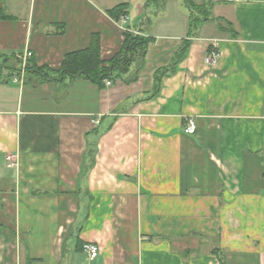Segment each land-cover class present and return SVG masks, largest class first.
Instances as JSON below:
<instances>
[{
	"label": "crops",
	"instance_id": "crops-1",
	"mask_svg": "<svg viewBox=\"0 0 264 264\" xmlns=\"http://www.w3.org/2000/svg\"><path fill=\"white\" fill-rule=\"evenodd\" d=\"M182 4L0 0V58L57 70L94 35L104 61L152 39L109 87L0 79V264H264V0H210L192 35Z\"/></svg>",
	"mask_w": 264,
	"mask_h": 264
},
{
	"label": "trees",
	"instance_id": "trees-1",
	"mask_svg": "<svg viewBox=\"0 0 264 264\" xmlns=\"http://www.w3.org/2000/svg\"><path fill=\"white\" fill-rule=\"evenodd\" d=\"M190 12L189 34L196 30L198 23L209 19L208 8L210 0H206L202 5H196L191 0H184ZM127 5L120 4L108 13L115 20H119L125 15ZM9 18L0 12V19ZM230 25V24H229ZM231 36L236 37V33L231 30ZM152 39L143 35H134L133 33H125L122 50L115 54L109 60L100 58L99 39L96 35L92 36L91 42L86 49L74 51L65 55L60 67L57 70H50L44 67H37L29 59L24 67L25 78H35L40 82L48 81H64L84 79L91 83L102 85L105 80L122 79L128 73L133 64H139L143 61L147 47ZM187 45L184 44L177 54L174 55L172 64L156 74V88L159 85L160 77L167 73L182 58ZM21 62L16 57L0 58V79L7 81L12 74L20 75ZM7 70L8 74L4 75L3 71Z\"/></svg>",
	"mask_w": 264,
	"mask_h": 264
},
{
	"label": "built area",
	"instance_id": "built-area-1",
	"mask_svg": "<svg viewBox=\"0 0 264 264\" xmlns=\"http://www.w3.org/2000/svg\"><path fill=\"white\" fill-rule=\"evenodd\" d=\"M134 34H138V33H134ZM31 56H32V54L30 52H26L23 54L22 57L18 58V60H20L21 65L24 67L26 65V62L31 58ZM218 60H219V53L215 48H212L208 52V54L205 58V63L208 65H214L218 62ZM104 85L106 87H109L112 85V81L105 80ZM195 129H196L195 122L193 120L189 119L184 126V133L187 135H192L195 132ZM7 161L11 162L12 156H8ZM82 252L86 255V257L89 260H93V259L98 257L100 250H99V247L97 244L84 243L82 245Z\"/></svg>",
	"mask_w": 264,
	"mask_h": 264
},
{
	"label": "rangeland",
	"instance_id": "rangeland-1",
	"mask_svg": "<svg viewBox=\"0 0 264 264\" xmlns=\"http://www.w3.org/2000/svg\"><path fill=\"white\" fill-rule=\"evenodd\" d=\"M175 1H176V4H177V7H178V10H180V11L182 12V9H183V10L185 9L184 6H183V4H182L184 1H183V0H175ZM191 1L196 2V3H199V1H201V0H191ZM149 5H150V6H148V8H149V9H148V14H149V17L151 18V20L154 21V19H158V15H155V13L153 14V12H154V11H153V9H154V8H153V5H154V4H153V3H150ZM180 7H181L182 9H181ZM129 24H130V23H129ZM134 35H138V34H134ZM18 61H20V60H18ZM24 67H25V66H24ZM24 67H23L22 65H20V68H21L20 75H22L23 77H26V76L24 75V72H23V71H24ZM3 74H4V75L8 74V71H7V70H4V71H3Z\"/></svg>",
	"mask_w": 264,
	"mask_h": 264
}]
</instances>
